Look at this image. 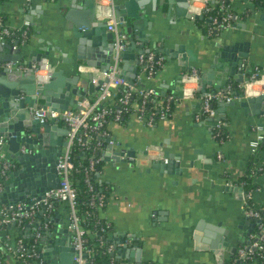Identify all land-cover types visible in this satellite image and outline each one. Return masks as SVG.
<instances>
[{
	"label": "crops",
	"instance_id": "crops-1",
	"mask_svg": "<svg viewBox=\"0 0 264 264\" xmlns=\"http://www.w3.org/2000/svg\"><path fill=\"white\" fill-rule=\"evenodd\" d=\"M91 1H0V16L12 28L21 30L29 24L27 42L19 47L22 48V52L16 55L19 61L13 62L28 65L39 54L54 66L53 74L57 75L54 81L71 98L77 95L67 91V87L77 93L83 91L84 96H94L97 90L92 82V69H101L77 58L76 33L87 27H97L108 33L105 19L110 9L116 12L106 0H94L92 11L88 6ZM180 2L173 5L169 0H132L134 11L143 14L145 40L140 34L134 37L129 26L132 18L126 17L127 23L118 20L122 30L127 28L129 31L121 69L126 67L128 76L136 74L137 56L142 51L164 55L165 65L146 84L165 98L173 95L174 111L168 119L158 121L152 127L136 115L129 116L122 123L111 122L108 125L109 138L116 144L109 145L106 142L108 137H105L104 145L97 147L92 154L93 158L99 159L96 180L109 186L110 191L108 203L99 213L113 226L108 234L113 250L124 249L123 254H116L117 259L136 264L139 263L137 260L158 264H235L237 254L231 258L234 247L238 248V252L248 246L246 241L253 242L256 233L253 222L249 219V224L245 222L247 217L243 213L242 197L228 186H241L239 181L253 155L249 144L256 136L254 126L257 123L264 125V102L258 109L245 110L240 105L245 98L233 100L236 104L229 106H225V101H217V118L225 122L229 132L227 140L218 142L212 133L216 120L195 119L204 93L198 91L195 98H183L182 75L192 69L212 73L213 84L207 85L206 93L225 90L233 81L239 87L254 67L264 66V11L254 12L246 20L238 16L231 28L209 37L191 17L192 14L202 16V0ZM231 6L240 12L250 8L251 1L232 0ZM105 35L101 34V39L93 46L97 51V62L105 63L111 54L112 39ZM130 37H134L132 43ZM180 46L183 52H178ZM232 46L235 48L231 49ZM226 47L228 59L230 55L248 54L243 59V67H238L235 74H224V70L217 67L222 64L227 66L228 62H224L222 56ZM7 55V49L0 50V72L6 70L4 64L8 61L4 59ZM214 62L216 66L211 67ZM240 74L244 76L242 83L236 80ZM214 78L221 81L219 87ZM23 79L25 81L20 82V86L30 85V80ZM261 84L256 83L254 87L259 89ZM25 96L26 91L22 90L21 98ZM38 104L43 106L44 101L40 100ZM29 113L31 115L30 110ZM56 123L58 128L51 129L41 148L30 151L29 158L22 163L11 158L7 144L0 147V152H4L14 163L0 192L5 193L8 189L6 195L0 198V214L18 202L30 204L41 198L47 189L58 186L56 164L67 143V126L62 121ZM149 149L154 153L157 150L165 155L170 153L171 156L167 157L168 161L159 158L146 162ZM123 150L141 160L123 159ZM219 152L222 159L218 158ZM257 166L259 174L254 180L257 189L253 197L256 202L263 203L264 149L259 154ZM67 217V204L61 202L51 213L52 232L45 240V246L47 242L53 245L51 260L59 264H63V256L70 253L65 248L72 246ZM219 230H228L229 236L225 240L229 241V245L222 247L218 257L211 249V243L216 235H225ZM249 230L252 232L248 236ZM236 231L243 233V240L238 239ZM127 239L130 243L123 244ZM242 263L260 264L256 258Z\"/></svg>",
	"mask_w": 264,
	"mask_h": 264
},
{
	"label": "built area",
	"instance_id": "built-area-1",
	"mask_svg": "<svg viewBox=\"0 0 264 264\" xmlns=\"http://www.w3.org/2000/svg\"><path fill=\"white\" fill-rule=\"evenodd\" d=\"M111 8L115 9V2L117 0H106ZM232 0H230V3ZM202 10L208 11L216 6L215 0H202ZM199 15V14H198ZM196 14H192L191 17H195ZM237 16L226 15L221 21L214 18V23H218L224 29L231 28ZM106 29L113 34L112 39V61L108 70L104 71L99 68L92 69V82L97 87V92L94 96H84L77 105L67 110H55L50 107H43L42 105H35L30 108L31 115L38 120L41 124L54 120L56 122L62 121L66 124L67 143L65 149L59 156L56 164L57 174L59 176V184L57 187L49 188L45 191L44 195L35 200L34 202L27 204L24 202H18L11 205V207L0 214V241H5L7 250L16 258L22 259L26 263L33 264H47V257L44 254L46 236L43 231L51 228L52 220L51 213L54 211L57 204L64 202L67 204V225L71 232L72 240L71 244L74 249V263L75 264H91L88 258L92 255V248L87 246L85 239V229L81 226V217L77 214V189L73 186L70 175L75 165L73 162L72 152L76 146L88 148V150L97 149L104 145L103 139L106 138V142L113 146L116 144L115 140L109 138L108 125L111 122L122 123L126 116L136 115V117L143 121L148 126H155L158 121L166 120L170 117L169 111L172 108L174 96L170 95L162 101L163 105L159 112L149 111L147 112L148 102L156 95L157 90L147 85L146 83L151 81L157 71L163 67L166 63L164 55H157L154 52H143L137 56V73L133 79H129L125 75H120L121 72V56L120 54L127 49L128 35L122 30L116 13L113 9L107 14L105 19ZM19 29L12 28L6 21L0 19V43L11 44L14 49L19 48L21 45H25L29 37V24L27 23L22 28L19 38H11L15 31ZM213 31L211 30L210 33ZM13 42V43H12ZM5 68L9 71H28L33 70L36 77L37 85V97L41 96L40 90L44 85L49 82L53 72L54 66L50 64L45 58H41L39 61H34L31 65L18 64L13 61H8L5 64ZM81 70H84L81 67ZM256 83H262L259 89L255 88ZM183 85V98H195L199 91L200 86V74L196 69L185 72L182 75ZM239 88L242 90V95H235L232 93L231 85H228L225 90H219L217 92H207L201 97V105L199 112L195 115L197 121H202L203 116L207 115L209 118L215 119L213 128L221 129L227 127L225 122L217 118L216 110L213 107V100L225 101L227 103L233 100L246 98L248 96L258 95V92H264V66H256L252 70L250 76L246 81L240 84ZM124 89L122 95L118 98L119 105L115 107L117 93ZM134 94L140 98L139 102L132 104L131 98ZM260 94V93H259ZM117 102V101H116ZM213 130V129H212ZM255 138L250 141V149L254 153L260 150L261 145L264 143V125L257 123L254 126ZM216 135L213 134L215 138ZM7 138L0 136V147L6 144ZM96 142V143H95ZM224 142V141H221ZM95 144V146H93ZM123 159H129L131 161H140L129 152L123 150L121 154ZM1 165L0 176L5 179L9 175L10 170L14 166L13 160L6 157L4 152H0ZM163 159L168 161V158L162 151L158 150L148 151L145 157L146 162L154 159ZM218 158L222 159V154L218 153ZM99 162L98 158L90 159V169H95L96 163ZM261 168V166H259ZM2 184H0V192H2ZM240 188L243 190V186ZM255 191V190H254ZM254 191L244 192L242 191L243 199V213L249 219H261V213L259 210L251 208H245V198L254 199ZM97 208L102 209L106 206L102 197H100ZM42 213L47 217L46 222L42 226L36 229L35 242L33 244L25 245L22 239L16 241H9V235L5 231L4 227L7 225L23 226L24 224L34 225L38 221L37 214ZM258 241L252 243L250 246H244L237 252L236 260H242V262L252 261L255 257L256 251L260 254L264 250V222L261 223L260 232L256 234ZM44 241L43 248H38V240ZM47 240V238L45 239ZM130 243L127 239L123 244ZM110 251L113 250L111 245ZM115 257V256H114ZM110 264H115L112 260ZM121 264H136L123 261ZM139 264V263H137Z\"/></svg>",
	"mask_w": 264,
	"mask_h": 264
},
{
	"label": "water",
	"instance_id": "water-1",
	"mask_svg": "<svg viewBox=\"0 0 264 264\" xmlns=\"http://www.w3.org/2000/svg\"><path fill=\"white\" fill-rule=\"evenodd\" d=\"M178 1V2H177ZM181 0H169L171 4L178 3L181 4ZM117 2V1H116ZM115 13L120 22L127 23L126 17L132 18L131 22H129V26L133 32L134 37H138L139 34L141 37L143 36V40H145V35L143 33V26L142 23L144 21L143 14H139L138 12L134 11L132 0H123L122 2H117L115 4ZM89 8L93 11L95 8V1H91V3L88 4ZM196 17H200V15H196ZM145 18V15H144ZM82 24L86 22H81ZM145 23V21H144ZM147 23V21H146ZM106 25V24H105ZM105 30H100L97 27L94 29L87 27L86 30L77 32L76 36L78 37V42L75 45V51L77 53V58L80 60H86L87 64L91 67H100L102 70L106 71L108 70L110 64H111V58H112V52L113 47H111V54H109V57L105 60V63L103 62H97V56H96V49L93 47L99 39H101V34H106L105 36L108 38L113 39V34L111 32H103ZM102 32V33H101ZM133 38H129L130 42H133ZM234 49L236 47L232 46ZM8 50V55L5 57L4 61H19L17 54L22 52V48L14 49L12 45L10 44H2L0 43V50ZM230 49V47L228 48ZM227 50V47L224 48V52H222V56L224 57V62H228L227 66L222 64L218 65V68H221L224 70V74L230 73L235 74L238 67H243L244 65V58L248 57L247 53H240L238 56L232 57L230 55V59H228L229 54L225 52ZM126 51H123L120 56L123 58L126 55ZM149 50H146L144 52H148ZM178 52H183L182 46L178 48ZM140 53H143L140 52ZM15 54V55H14ZM28 55V54H27ZM47 55V54H46ZM184 55H182L181 58H183ZM232 57V59H231ZM24 58V57H23ZM41 59V56L38 54L37 56L32 58V61L28 62V65H31L34 61H39ZM217 62V60L215 59ZM216 62H214L211 67L216 66ZM215 69V68H214ZM229 69V70H228ZM127 68L124 67L120 75H125L129 79H133L135 74H130L129 76L126 75ZM54 73V72H53ZM198 73H201L200 78V86L199 91H202L204 94H206V87L208 84H213V77L212 73H208L206 70H199ZM223 75V74H222ZM55 74H52L50 80L48 83H46L42 90H40L41 96L37 97V85H36V77L35 72L33 70L28 71H18V70H4L0 72V135H5L7 138L6 144L8 145V150L11 153L10 156L13 160L18 161L19 163H22L23 160L26 158H29V153L33 149L39 150L41 148V145L46 140L48 133L53 128H58V124L56 121L51 120L46 123L41 124L38 120H36L33 116L30 115L29 110L33 106L37 105L40 100L44 101L43 107H50L51 109L55 110H67L70 108L71 105H77L78 101H80L84 97V92H76L74 89H69L67 87V91H72L73 94L77 95L76 98H71L66 92H63V89L57 86V82L54 81ZM53 77V79H52ZM26 78L30 80V85L26 86H20V82L25 81ZM216 80V86L219 87L221 81L219 79ZM237 82L242 83L244 80V76L242 74L239 75L238 78H236ZM92 86V83L90 84ZM97 90V87L94 88ZM26 91V96L24 98H21V91ZM91 91V90H90ZM69 100V101H67ZM69 102V103H67ZM264 102V92L258 95L254 96H248L244 100L240 101V105L247 110V108H254L258 109L262 107V103ZM236 101H232L230 103H226L225 106L229 105H235ZM257 113H260L258 111ZM262 113V112H261ZM68 133V129H67ZM22 149L24 152H22ZM166 157H170V153L165 155ZM230 185V184H229ZM228 189L231 191L237 192L242 197V188L238 186H228ZM8 191V189H6ZM5 193L0 194V198L6 195ZM249 218L245 219V222L249 224L250 221H248ZM250 220V219H249ZM243 223V222H240ZM10 226H14L13 224ZM222 229V228H221ZM221 234H225L223 237L218 234L216 235L214 241L211 243V249L215 251L217 256H221L222 253V247L228 246L227 240L225 238L229 236L228 230H219ZM252 230H249V233L247 235L249 236L251 234ZM237 237L239 240H243V233L241 231H236ZM46 238H44L45 241ZM258 241V236H256L253 240V242ZM251 241H246L248 246L252 245ZM49 242H47L45 246L44 254L47 256V264H59L55 260H51L50 257V249H52L53 245H49ZM4 250V253L9 258L12 264H16V260L11 255L10 251L7 250L5 246L2 247ZM237 247L235 246L232 250L231 258L233 259L237 254ZM66 251H69L70 253L65 254L63 264H75L72 259L74 258V249L71 246H68L65 248ZM123 248H116L113 252H111L112 256H116V254L121 253L123 254ZM139 258V257H138ZM140 259V258H139ZM139 261V264L141 260ZM235 264H243L242 260H236Z\"/></svg>",
	"mask_w": 264,
	"mask_h": 264
},
{
	"label": "trees",
	"instance_id": "trees-1",
	"mask_svg": "<svg viewBox=\"0 0 264 264\" xmlns=\"http://www.w3.org/2000/svg\"><path fill=\"white\" fill-rule=\"evenodd\" d=\"M3 2L4 0H0ZM216 6L211 8L208 11H204L200 17H194L195 22L199 27L202 28L203 32L209 37H215L217 34L221 33L224 28L218 23H214L213 19L217 18L218 21H221L224 16L232 15V16H241L243 19H247L254 12L264 11V0H250L251 7L245 8L238 12L231 6L230 0H215ZM0 19L3 21L4 18L0 16ZM234 21V20H232ZM213 31L210 33V31ZM126 34L129 33L128 29L124 30ZM21 34L20 30H16L15 34L9 38L11 41L12 38H19ZM13 43V42H12ZM231 83L232 93L235 95H242V90L237 86L234 81ZM124 89H121L116 96V101L114 104H111L115 107H118L119 101L118 98L122 95ZM161 94L154 96L147 104V112L156 111L159 112L162 108L163 103L161 102L164 99ZM132 104L135 102H139L140 98L135 94L131 98ZM176 100V97H175ZM218 100H213L212 104L215 108L218 104ZM174 111V103H172V108L169 111L170 116ZM128 116L125 117L126 121ZM202 120H209L207 115L203 116ZM123 121V122H124ZM158 123V118H157ZM156 123V124H157ZM212 133L215 136V140L218 142L225 141L229 138V132L227 127H222L221 129L213 128ZM96 143V142H95ZM95 146V144H93ZM264 149V143L261 145L260 150L257 153H254L247 164V171L245 175L240 179L239 183L243 186L244 192L254 191L257 189V185L254 180L256 176L259 174V168L257 166L259 154L261 150ZM93 150H88V148L76 146L72 152V159L74 162V169L71 172L70 179L73 186L77 189V204L76 210L77 214L81 217V226L85 229V239L87 246L91 247L92 255L88 258L89 263L91 264H110L112 260L115 261V264H121L122 259H117L116 257L111 255L109 250L110 246L113 242L109 239V232L113 230V226L111 222H109L106 218L100 216V210L97 208L96 204L98 203L100 197L103 198L105 204L108 203V195H109V186L105 184H100L97 182V174L99 171L97 170V166L95 169H90V159L92 158ZM5 179L0 176V184H5ZM1 194V193H0ZM58 205V204H57ZM56 205V207H57ZM55 207V208H56ZM245 208H251L254 210H259L262 218L259 219H250L254 224V232L258 234L260 232L261 223L264 222V202L258 203L254 199L245 198ZM38 221L34 223V225L24 224L23 226H10L7 225L4 227L7 234L10 236L9 241H16L18 239H22L24 244H33L35 241L36 229L44 222H46L47 217L42 213L37 214ZM52 232V227L48 230L43 231V234L46 238H50ZM3 246L6 247L5 241H0V264H12L9 258L6 256L3 250ZM44 246V241L38 240V248L41 249ZM7 248V247H6ZM12 255V254H11ZM13 256V255H12ZM16 264H29L26 263L22 259H16ZM257 259V261L262 264L264 259V250L258 254L256 251L255 257L253 259ZM30 264H33L34 261L30 260ZM140 264H158L153 261L140 262Z\"/></svg>",
	"mask_w": 264,
	"mask_h": 264
}]
</instances>
